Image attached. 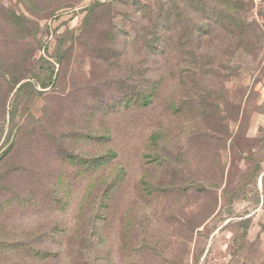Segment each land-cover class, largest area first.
Instances as JSON below:
<instances>
[{
	"label": "rangeland",
	"instance_id": "obj_1",
	"mask_svg": "<svg viewBox=\"0 0 264 264\" xmlns=\"http://www.w3.org/2000/svg\"><path fill=\"white\" fill-rule=\"evenodd\" d=\"M0 264H264V0H0Z\"/></svg>",
	"mask_w": 264,
	"mask_h": 264
},
{
	"label": "trees",
	"instance_id": "obj_2",
	"mask_svg": "<svg viewBox=\"0 0 264 264\" xmlns=\"http://www.w3.org/2000/svg\"><path fill=\"white\" fill-rule=\"evenodd\" d=\"M225 9L226 10H228V11H230V8L229 7H225ZM217 15V17H220V19L222 20H227V19H230V14L229 13H227V12H219V13H217L216 14ZM147 100H145V102H146Z\"/></svg>",
	"mask_w": 264,
	"mask_h": 264
}]
</instances>
